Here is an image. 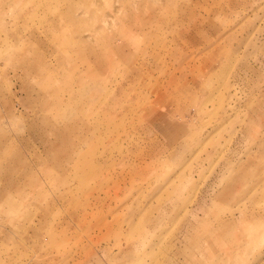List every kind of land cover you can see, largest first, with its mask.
<instances>
[{
	"label": "rangeland",
	"instance_id": "rangeland-1",
	"mask_svg": "<svg viewBox=\"0 0 264 264\" xmlns=\"http://www.w3.org/2000/svg\"><path fill=\"white\" fill-rule=\"evenodd\" d=\"M0 128V264H264V0H0Z\"/></svg>",
	"mask_w": 264,
	"mask_h": 264
},
{
	"label": "bare ground",
	"instance_id": "bare-ground-1",
	"mask_svg": "<svg viewBox=\"0 0 264 264\" xmlns=\"http://www.w3.org/2000/svg\"><path fill=\"white\" fill-rule=\"evenodd\" d=\"M4 94V93H3ZM5 95V94H4ZM3 96V95H2ZM6 97V96H5ZM2 98H4V97H2ZM2 100V99H1ZM6 100V99H5ZM4 104V103H3ZM5 105H6V101H5ZM6 110V109H5ZM16 110V109H15ZM64 126H69V124H66L65 123V125ZM1 129V128H0ZM14 139V138H13ZM20 138H18L17 140H19ZM15 140V139H14Z\"/></svg>",
	"mask_w": 264,
	"mask_h": 264
}]
</instances>
